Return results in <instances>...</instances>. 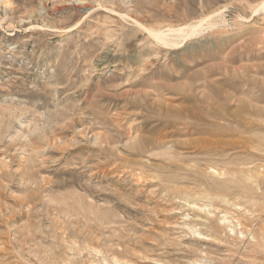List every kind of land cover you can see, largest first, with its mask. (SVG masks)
I'll use <instances>...</instances> for the list:
<instances>
[{
  "label": "rangeland",
  "instance_id": "1",
  "mask_svg": "<svg viewBox=\"0 0 264 264\" xmlns=\"http://www.w3.org/2000/svg\"><path fill=\"white\" fill-rule=\"evenodd\" d=\"M0 264H264V0H0Z\"/></svg>",
  "mask_w": 264,
  "mask_h": 264
},
{
  "label": "bare ground",
  "instance_id": "2",
  "mask_svg": "<svg viewBox=\"0 0 264 264\" xmlns=\"http://www.w3.org/2000/svg\"><path fill=\"white\" fill-rule=\"evenodd\" d=\"M202 22H203V21H202ZM155 33L157 34V32H155ZM155 33H154V34H155ZM161 33H162V32H161ZM157 35H158V37H160V35H162V34H159V33H158ZM157 35H156V37H157ZM158 37H157V38H158ZM158 39H160V38H158Z\"/></svg>",
  "mask_w": 264,
  "mask_h": 264
}]
</instances>
